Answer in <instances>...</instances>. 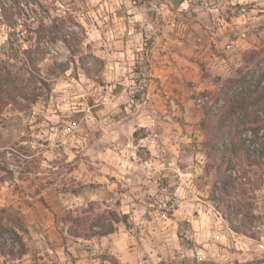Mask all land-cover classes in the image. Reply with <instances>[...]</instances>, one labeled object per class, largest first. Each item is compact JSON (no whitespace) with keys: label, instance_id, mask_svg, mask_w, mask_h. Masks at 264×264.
I'll return each instance as SVG.
<instances>
[{"label":"rangeland","instance_id":"1","mask_svg":"<svg viewBox=\"0 0 264 264\" xmlns=\"http://www.w3.org/2000/svg\"><path fill=\"white\" fill-rule=\"evenodd\" d=\"M6 73L36 99L0 108V264H264V164L233 158L251 237L212 199L200 126L221 91H264V0H0ZM88 208L128 218L69 235Z\"/></svg>","mask_w":264,"mask_h":264},{"label":"trees","instance_id":"2","mask_svg":"<svg viewBox=\"0 0 264 264\" xmlns=\"http://www.w3.org/2000/svg\"><path fill=\"white\" fill-rule=\"evenodd\" d=\"M5 16L8 17V13H5ZM40 40L39 37L35 43L37 50L40 48ZM63 40L70 52L75 54L77 49L70 43L69 38L63 37ZM252 60L250 59L248 62L253 63ZM28 62L31 66L36 67V60L31 58V53L28 55ZM252 78L243 74L232 82L241 81L246 84L251 82ZM38 79L37 81L47 84L45 77L39 75ZM260 79L256 78L255 82L259 84ZM30 92L24 88L19 77L11 73L0 74V108L4 104L16 101L17 97L26 100L36 99L30 96ZM221 92L224 93V100L220 106L223 110L219 108L220 111L214 112L206 107L200 121L201 128L207 132L206 156L212 161L211 167L214 169L212 199L232 229L255 237L256 232L246 229L244 224L247 221L257 222L260 215L254 212L253 206L250 201L244 198L243 193L236 191V181L238 178H246V176L235 170L233 158L243 156L251 163L264 164V145L259 142L260 132L264 129V91H260V93H257L256 90L250 93H245V91L234 93L232 91L230 95L225 91ZM161 184L170 186L171 183L168 178H163ZM90 208L84 210L81 215H67L61 219L62 224L67 225L68 223L67 232L69 235L75 238L106 236L116 230L115 222L126 221L128 218L126 213L119 215L115 211L104 215L97 213L91 218L86 214ZM169 213L171 214V212ZM237 217L240 220L239 223L234 221ZM16 239L21 242L22 249L16 253L11 250L10 254L20 257L28 252V246L18 232ZM108 259L112 264H123L117 257ZM236 264H250V262Z\"/></svg>","mask_w":264,"mask_h":264},{"label":"built area","instance_id":"3","mask_svg":"<svg viewBox=\"0 0 264 264\" xmlns=\"http://www.w3.org/2000/svg\"><path fill=\"white\" fill-rule=\"evenodd\" d=\"M245 12H247V11L245 8H243V13H245ZM218 19H220V17H218ZM241 34H242V36H245V33L242 32ZM230 46H231V44L228 45V47H230ZM197 100H198V104H200L202 98L199 97ZM222 103H223V101L221 99L219 101L215 102L214 104L212 101H210V106H211L212 111L217 110V107L221 106ZM131 230H133V229L131 228Z\"/></svg>","mask_w":264,"mask_h":264},{"label":"crops","instance_id":"4","mask_svg":"<svg viewBox=\"0 0 264 264\" xmlns=\"http://www.w3.org/2000/svg\"><path fill=\"white\" fill-rule=\"evenodd\" d=\"M102 237H104V236H102ZM86 240H90L89 238H86Z\"/></svg>","mask_w":264,"mask_h":264}]
</instances>
